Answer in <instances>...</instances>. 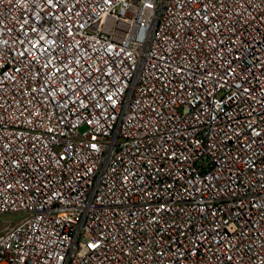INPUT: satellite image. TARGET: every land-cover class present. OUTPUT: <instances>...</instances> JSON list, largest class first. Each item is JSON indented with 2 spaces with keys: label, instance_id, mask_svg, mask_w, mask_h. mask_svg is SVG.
<instances>
[{
  "label": "built area",
  "instance_id": "1",
  "mask_svg": "<svg viewBox=\"0 0 264 264\" xmlns=\"http://www.w3.org/2000/svg\"><path fill=\"white\" fill-rule=\"evenodd\" d=\"M0 264H264V0H0Z\"/></svg>",
  "mask_w": 264,
  "mask_h": 264
},
{
  "label": "rangeland",
  "instance_id": "2",
  "mask_svg": "<svg viewBox=\"0 0 264 264\" xmlns=\"http://www.w3.org/2000/svg\"><path fill=\"white\" fill-rule=\"evenodd\" d=\"M17 215L0 216V231L4 228L7 222H16Z\"/></svg>",
  "mask_w": 264,
  "mask_h": 264
}]
</instances>
